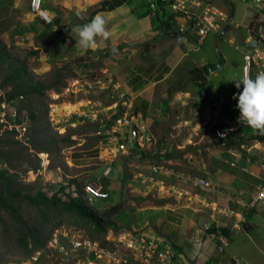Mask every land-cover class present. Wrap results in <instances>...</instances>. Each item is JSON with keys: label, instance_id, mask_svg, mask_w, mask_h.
I'll use <instances>...</instances> for the list:
<instances>
[{"label": "rangeland", "instance_id": "1", "mask_svg": "<svg viewBox=\"0 0 264 264\" xmlns=\"http://www.w3.org/2000/svg\"><path fill=\"white\" fill-rule=\"evenodd\" d=\"M28 1L29 0H0V46H6L7 53L11 59L24 61L28 69L29 77L33 82H40L45 86H49L52 84L55 77H58L60 87L54 90H45L41 97H34L30 100H16L14 102L20 114L24 116L26 120V136H28L29 140L23 142V138L17 137L15 133L12 135L11 132H16L14 128L11 129L9 126H4L0 122V137L5 141L14 140L20 143L19 145L10 146L0 145V152L7 153L8 157L5 159V163L0 162V172L5 171L8 174H16V187L21 189L23 193L33 195L38 189L47 188L46 182L48 178L44 172L38 173L37 170L39 169V162L42 159L40 155L43 153L48 154L50 169L59 167L67 176L78 175L77 180L81 185L86 181H90L91 177L93 179L100 177V183L109 190L110 196L106 200L94 201L89 205L93 210L102 213L114 204H121L122 206L117 213L110 217V221L120 229L119 232H114L112 229H108L104 235L94 231L91 232L93 229L92 225L88 224L84 219L70 213H59L57 216L60 224L54 230L55 232L53 231L54 233H56V231H58V233L63 231H67V233L81 231L80 233L83 235L97 240L101 244L105 243L106 238H108L109 241L113 240V238L117 239L118 234L125 235V233L131 232V229L134 228L136 229L135 231H142V229L139 230L140 227L147 230L146 232L152 230V234L147 233V235L154 236L157 234L154 225L157 219L154 214L155 211L158 210L157 207L166 206L173 208L178 205L189 207V204H192V200L188 201L185 197L183 199L176 198L178 197L177 193L167 191H164V193L162 191L158 192L156 186L157 182H163L168 186L174 185L176 190L182 193L183 191L198 193L211 202H216L218 200L227 201V199H230V196L227 194L228 192L225 190L227 181L224 180L225 176H221V174L226 173H220V177L216 174V169H225L222 166L226 165L225 163L228 162L230 167L231 164H233L231 168L234 172H227L236 175L237 178L238 176H246V179L252 181L253 185L256 187L262 183L261 178L256 179L255 177H250L248 174H244L245 172H243L242 169L238 168L242 155L237 148L241 149V146L232 147V151L237 150L234 152V155L232 152L226 150L228 149L226 146L220 144V141L214 138L211 129L208 127L199 130L197 135L195 134L193 130L194 125L197 123L195 112L201 109L200 107H196V100L197 98L199 100L198 102H202V100L198 97L200 89L196 84L189 83L187 77L173 87V89L175 88L178 91L174 92V94L168 98L167 105H165V112H167V114L165 118H163V121L158 122V125L151 126L149 130L147 129L150 135L154 137L153 141H155L152 147L141 150L149 155L147 160H138L140 152L128 150L125 156H118L110 162L106 160L105 165L103 164L100 168L95 170V172L93 170L94 174H91V176L86 172L89 169L92 170V168L82 169L80 171L70 168L65 161V156L67 155L66 149L69 150L71 148L72 150H80L84 147H93L96 143L94 141L95 132L89 128L98 125V123H90L85 119L81 124L77 125L73 123L75 120L59 116L63 114V110L61 109H66L69 112L78 107V105L61 107L63 102H68V96H63L64 87L69 80L82 77L84 72L91 75V73L98 72L101 67H109L110 65H108L107 60L103 62V66L95 64L96 61L99 62L100 59H102V52L98 53V59L94 64L88 55L82 54L78 57H73L71 53H56V50H61L59 47L55 48V41H58L59 37H55L54 33L50 31L49 33H45L43 31L44 29H39L33 34V38L28 36V31L22 33V29H27L28 26L32 24L26 21L27 18H25L27 17L26 13H30L27 8ZM138 1L141 3L142 7L139 12L144 15L141 17L143 23H140V25L147 27L146 24L149 22L146 16L147 10H150V2L154 0ZM183 1L192 13L200 14L205 8H209L210 10L217 9L227 15L224 22H220L219 18L216 17L217 23L220 24L219 31L211 30L201 44L197 42V37H189L186 40H181L189 58L196 63L192 67H197L199 65L206 66L209 63L215 62L218 59V55L221 54L226 61L225 68L220 72H216L214 76L206 72V76H209L212 83L215 85H220L227 75H232V78L236 75L234 77L236 79L234 80H239L238 77H240L242 73V67L240 66L243 64L244 55L251 52V47L245 44V39L248 36L252 38L256 36L257 25L264 22V12L257 15L255 4L248 0ZM194 4H199V6H194ZM170 8L169 5L165 6L163 10L166 15L165 17L172 15V9ZM138 15L140 14L135 13L136 17ZM132 25H135L134 21ZM224 30L226 31L221 35ZM262 33L264 34V27H262ZM100 63L102 64L101 61ZM189 63H191V61ZM89 64L91 67L87 66ZM4 69L5 67L0 68V96H4L8 91V88L2 87ZM58 70L62 71L58 73ZM242 77L244 78L243 74ZM185 91L190 93L189 97L182 94ZM52 93H57L59 96H62L56 100L60 107L56 108L51 116L48 112V104L53 101L51 96ZM80 94L83 95L82 93ZM81 95L79 97H82ZM71 102L74 101L71 100ZM31 111L38 112V125L27 119ZM5 113L8 114L9 111ZM51 117H54L53 121H51ZM183 121L189 123L184 126ZM240 125L242 126V124ZM139 126L141 127V124ZM57 127H59L58 130H56ZM249 132L250 129H248V133ZM69 135L74 136L75 139L72 140L76 141L78 144L65 147L64 144L59 143L58 152L56 150L48 151V153L39 152L48 138L58 141L61 137ZM81 142L84 143L82 146L80 145ZM162 149L177 152L176 158L165 160L162 157L165 161H160V158H157L156 155L165 156L163 153H158ZM178 152H181L180 156ZM253 156V154H250L249 157ZM246 157L249 158L247 155ZM194 160H199L198 165H200V168L203 169V167H205L204 170L208 171L209 174L192 172L188 167L189 163ZM158 164L167 165L169 170H172L174 173H183L185 177L190 175L195 176L194 179H198L199 177L209 179L214 187V191H204L196 188L195 185L191 183L177 181L171 174L165 175L154 172L153 168ZM108 166L112 171L111 174L102 176L104 170ZM229 166H227V168L231 169ZM236 169L239 170L237 171ZM82 172L83 174H81ZM31 173H34V180L31 176L29 177ZM48 189H50V187ZM194 204H196L194 208L199 207L206 215L205 217L208 218L209 213L213 214L214 218L212 221L215 225H225L231 217H226L221 212L218 213V210L213 212L212 210L204 209L199 203ZM236 208L239 209L238 206H236ZM259 210L260 209L257 208L255 212L258 213ZM20 212L28 225L40 223V211L34 206L22 201L20 203ZM255 212L253 211L254 214L248 217V222H252L256 225L257 228L252 231V235L256 238L258 236H263L264 224ZM147 220H149L147 222L149 224L146 223ZM217 222H219V224H217ZM213 223L211 226L214 225ZM209 226V224H205L203 226L204 231H206ZM18 231L19 225L16 224L5 211L0 210V264H14L19 261H24L35 253H26L18 245L16 240ZM158 235L159 234L154 237L160 238ZM238 235H236L235 239H232L231 243L226 246L224 250L229 251L231 248L233 249L236 247L238 249L241 247L237 245L235 240L245 237L244 234ZM214 243V245H216V241ZM168 246L171 245L168 244ZM209 247L212 246L209 245ZM41 252L40 264L62 263L61 261L63 259L55 253L56 250L45 246ZM243 254L249 256L247 251H244ZM253 258L256 257L254 256ZM66 264L68 263L66 262ZM172 264H176V262Z\"/></svg>", "mask_w": 264, "mask_h": 264}, {"label": "crops", "instance_id": "2", "mask_svg": "<svg viewBox=\"0 0 264 264\" xmlns=\"http://www.w3.org/2000/svg\"><path fill=\"white\" fill-rule=\"evenodd\" d=\"M42 9L52 18V23L46 24L39 17H35L31 13H26V21L32 24L28 26L27 29H22V33L28 31V36L33 38V34L39 29H44L43 31L45 33H49L50 31L54 33L55 37H59L58 41H55V48L59 47L61 50L55 49L56 53H71L73 57H78L82 54L88 55L93 64L98 59V53L102 52L103 57L100 59L102 64L100 61H96L95 64L103 66V62L107 60L110 66L101 67L99 71H108L119 84L121 92L130 96L133 107L132 110L136 114L137 121H141L148 130L151 126L158 125V122L163 121V118H165L167 114V112H165L167 100L174 92L178 91L175 88L173 89V87L186 77L189 83H194L191 81V74L189 71L196 63L189 58L181 40L164 36L159 27V20H156V17H153L149 10H147L146 15L149 20L146 24L147 27L140 25V23H143L141 17L144 15L139 12L142 7L138 0H42ZM100 13L104 14L107 26L111 31L110 39L107 41H100L97 48L94 50L83 51L78 49L75 46L77 36L71 32V29L75 25H82L90 22ZM135 13H139L140 15L136 17ZM133 21L135 25H132ZM189 37L195 36L189 33L183 37V40ZM122 44L133 46L122 47ZM190 61L191 63H189ZM88 66L91 67L90 64ZM243 66V64L240 66L242 67V73L240 77H238L239 80L243 79L242 74L244 76ZM197 67L202 68L203 65ZM215 73H211L210 75L214 76ZM256 75L257 71L252 67L248 76L254 79ZM235 76L232 78V75H227L220 85H215L212 83L211 78L205 75V82L203 84H194L200 89L198 97L202 100V102H198L199 100L197 98L196 107H200L201 109L206 107H222V114L224 116L223 123L225 125L232 124L237 126L238 132H236L237 135H235L233 141L239 142L240 145L238 147H240L252 142L253 138L252 140L249 139L255 135L252 129L246 125L241 126L240 124L232 123V115L239 112L236 107L238 101L234 100L233 96L242 91V86L240 89L235 87ZM169 92H171V94H169ZM182 94L188 97L190 95V93L186 91ZM81 122L82 121L78 120L75 124L79 125ZM248 129H250L249 133ZM95 133L94 141L96 143L93 147H84L80 150H72L71 148L69 150L66 149L67 155L65 156V161L70 168L79 171L92 168V170L89 169L86 172L90 176L94 174L93 170L95 172V170L100 168L103 164L105 165L106 161L100 159L102 153L97 146L101 137L96 136ZM83 144L84 143L81 142L80 145L82 146ZM232 147L237 146L227 147L228 149L226 150L232 153L236 152L235 150L232 151ZM241 155L242 159L238 164V168L242 169V171L243 168H246L247 172L244 174L258 179L261 176V170L253 162V158H247L246 152H241ZM160 161L165 160L161 159ZM107 162L110 161L107 160ZM198 162L199 160L190 162L188 168L195 173L209 174L208 171L204 170L205 167H203V169L200 168ZM225 164L226 165L222 166L225 169L217 168L216 174L220 176V173H226L221 174V176H225L224 180L227 181L225 187V190L228 192L227 194L230 197L244 198L243 200L250 199L256 186L253 185L252 181L249 179L247 180L246 176H238L237 178L236 175L229 173L234 172L231 168L233 164H231V167L229 166V162ZM227 166L231 169L227 168ZM111 172L112 171H110V174ZM81 174H83V172ZM69 177L71 178L70 180H74L75 182L77 181L78 175ZM191 177L193 179L195 178V176ZM91 179L93 178L91 177ZM198 179L205 178L199 177ZM205 180L211 182L209 179ZM103 189L110 196L109 190H107L106 187L104 188V185ZM216 202L217 204L220 203L221 205H218L227 210L236 212L241 210L240 208H236L233 203L231 204L225 200H218ZM189 205V207L178 205L173 208L160 206L157 207L158 210L154 213L157 217L154 224L156 233L159 234L158 237L162 240L163 246L168 244L171 245V247L177 251V257L183 261V264H236L235 262H237V264H264V233L263 236L255 238V236L252 235V231L257 227L252 222H248V217H251L252 214H254L253 212L245 217L242 230L237 231L232 230L235 222L232 216L227 224L225 223V225L218 226L212 221L214 218L213 214L209 213V217L207 218L199 207L194 208L196 204L192 202V204L190 203ZM113 206H115V204L112 205V207ZM259 209L258 213L254 212L258 214V217L261 218L264 224V206ZM148 221L149 220H147L146 223ZM212 223L214 224L213 226H211ZM205 224H209V228L214 227L216 230L221 228L229 229L231 235L226 237L221 233H209L207 229L204 231L203 226ZM217 224H219V222H217ZM140 229L144 232L147 231L141 227L139 230ZM131 230V232H133L136 229L134 228ZM119 231L120 229L118 232ZM146 233L152 234V230H148ZM157 234L154 236H157ZM238 234H244L245 237L235 240L237 245L241 247L238 246L240 247L238 249L234 247L235 249L231 248L229 251L224 250ZM220 237H225L228 242L226 244H221ZM215 241L216 245H214ZM209 245L212 247H209ZM220 246H222L221 251L219 250ZM244 251H247L249 256L243 254ZM254 256L256 258H253Z\"/></svg>", "mask_w": 264, "mask_h": 264}, {"label": "built area", "instance_id": "3", "mask_svg": "<svg viewBox=\"0 0 264 264\" xmlns=\"http://www.w3.org/2000/svg\"><path fill=\"white\" fill-rule=\"evenodd\" d=\"M248 1L255 4L257 15L264 12V0ZM166 5L171 7L172 15L176 21L173 27L174 31L179 34H194L198 38L197 42L199 44L203 42L211 30L219 31L220 24L217 23L216 17L219 18L220 22H224L227 18L226 14L217 9L210 10L209 8H205L200 14L197 13L198 15L192 13L183 0H154L150 2L149 11L153 17H156V14L163 15L162 13ZM195 5L199 6V4ZM27 8L32 15L39 17L46 24L52 23V18L42 9V2L35 3L34 0H29ZM191 19L193 20V24L189 25L188 23ZM259 24L256 36L254 38L248 36L245 39V44L250 45L251 52L245 54L243 58L244 77L248 76L252 67L256 69L257 74L264 72V34L262 33L264 22ZM64 89L63 96H68V102H63L64 106L61 105V107L79 105L76 109H72L69 112L66 109H61L63 110V114L59 116L75 120L74 124L78 120L83 121L86 119V121L90 123L96 122L102 127L110 122L109 129L99 130L95 133L96 136L101 137L97 146L102 153L101 160L111 161L118 156H125L128 150H144L155 144V141H153L154 137L150 135L146 126L141 121H137L136 114L132 110L130 96L121 92L119 84L106 70L91 73V75L84 72L82 77L69 80ZM80 95L82 97H79ZM51 96L53 101L48 104V112L52 116L56 108L60 107L56 100L62 95L59 96L57 93H52ZM71 100L74 102H71ZM14 102L2 101L0 103V122L4 126L7 125L11 129L14 128L18 133L13 132L17 137L23 138L24 140L22 139V141L24 142L29 139L26 136V120L20 114ZM6 111H9V113L6 114ZM222 113L223 109L220 106L215 108L206 107L200 111H196L197 123L193 129L195 134L197 135L199 130L208 127L211 129L214 138L220 141L219 143L222 145L233 141L237 132V126L232 124L225 125ZM239 115V112L232 115V123L241 124L238 120ZM53 120L54 117H51V121ZM183 122L184 126L189 123ZM140 124L141 127L139 126ZM58 129L59 127L56 128V130ZM71 139H75V137L71 136ZM241 150L242 152H246L248 157L250 154L254 155L252 157L253 162L261 170L259 178L262 179V183L255 188L254 193H252L248 200H242L241 197H229L230 199H227L228 202L233 203L241 209L239 212L222 208L217 202H211L198 193L188 191H183L182 193L176 190L174 185L168 186L163 182H157L158 192L177 193L178 197L176 198L183 199L185 197L188 201L192 200L194 203H199L204 209H209L213 212L218 210V213L221 212L225 216H232L235 219L232 230H242L245 217L257 208L264 206V142L253 140L241 146ZM167 152L165 149H162L158 153L166 154ZM40 156H42V159L39 162L37 172H44L48 178L46 182L47 188L42 189L48 198L56 196L60 201L68 202L70 199L77 198L79 191H82L83 198L88 205H91L94 201L108 199L109 195L104 191L103 185L100 183V177L86 181L83 185L78 180L70 183L71 178L61 168H49L50 161L48 154L43 153ZM168 170L167 165L160 164L155 165L153 168L154 172L173 175V178L177 181L191 183L196 188L204 191H214L212 183L205 179H193L189 175L185 177L183 173H174L172 170ZM110 171L111 169L108 166L102 176H108ZM243 171L247 172V169L243 168ZM30 176L34 180V173H31ZM49 187L50 189H48ZM54 232L46 247L56 250L55 253L63 259L60 264H66V262L68 264H172L176 261V255L171 246H163L160 238L148 236L144 231L128 232L125 235L118 234L117 239L113 238V240L109 241L106 238L104 244L83 235L80 233L81 231L73 233H67V231L61 233H58V231ZM220 243L226 244L227 239L220 237ZM219 250H222V246L219 247ZM41 256L42 252L38 251L30 258L14 264H40ZM176 262H178L177 264L183 263L182 260ZM235 263L237 264V262Z\"/></svg>", "mask_w": 264, "mask_h": 264}, {"label": "trees", "instance_id": "4", "mask_svg": "<svg viewBox=\"0 0 264 264\" xmlns=\"http://www.w3.org/2000/svg\"><path fill=\"white\" fill-rule=\"evenodd\" d=\"M162 14L163 15L156 14V20H159V27L161 28L164 36L179 38L187 35L179 34L178 32L174 31L173 27L176 24V21L173 15L165 17L166 15L164 12ZM188 24L192 25L193 20L191 19ZM2 66L5 67L3 71L4 77L2 87L8 88V91L4 96H0V103L2 101L10 102L16 100H30L34 97H41L45 90H54L60 87L58 77H55L52 84L49 86H45L40 82H33L29 77L28 69L24 61L11 59L7 53L6 46H0V68H3ZM61 71L62 70H58L57 72L60 73ZM206 72V66H203L202 68L193 67L189 71L191 74V81L194 83L203 84L205 82ZM169 94H171V92H169ZM37 113V111H31L28 114L27 119L38 125ZM109 128L110 122L108 124L106 123L102 127L100 125H96L90 127L89 129L97 132L99 130H106ZM11 133L12 135L14 134V132ZM252 138L253 140L264 142V136L255 135L251 137V139ZM59 143L64 144L65 147H71L77 144L76 141L71 139V135L61 137V139L58 141L48 138L45 142V145L40 148L39 152L48 153V151L51 150H56L58 152ZM19 144V141H5L2 137H0V145L10 146ZM234 145L238 147L240 143L231 141L224 146L231 147ZM131 151L140 152V157L138 158L140 161L147 160L149 158V155L141 150L133 149ZM176 155L177 152L168 151L165 156H156L157 158H160V160L162 157L165 160H170L176 158ZM178 155L180 156L181 152H178ZM6 158H8L7 153L0 152V162L5 163ZM16 179L17 175L14 173L8 174L5 171L0 172V210L5 211L12 218V220L19 225V231L16 240L24 252L33 253L41 251L45 248L47 242L51 239L53 231L60 224L57 216L59 213H70L84 219L88 224L92 225L93 229L91 232L94 231L101 235H104L108 229L118 232L119 228L110 221V217L121 209V204H117L108 208L104 212L99 213L89 207L86 200L83 198L82 191H79L77 198L70 199L68 202H62L56 198V196L48 198L42 189H38L33 195L23 193L21 189L16 187ZM72 182L74 183V180H70V183ZM22 201L34 206L40 211L41 220L39 224L28 225L25 222L24 217L20 212V203ZM207 230L209 233H221L226 237L231 235L230 230L226 228L216 230L214 227H212L208 228Z\"/></svg>", "mask_w": 264, "mask_h": 264}, {"label": "clouds", "instance_id": "5", "mask_svg": "<svg viewBox=\"0 0 264 264\" xmlns=\"http://www.w3.org/2000/svg\"><path fill=\"white\" fill-rule=\"evenodd\" d=\"M34 2L41 3L42 0H34ZM71 32L77 36L75 46L83 51L94 50L100 41H107L111 37V31L103 13L97 14L88 23L75 25ZM178 40H183V37H179ZM234 83L237 89L242 86V91L233 96V99L238 101L236 107L240 114L239 122L251 128L254 135L264 136V72L258 73L254 79L246 76ZM237 150L242 152L238 148ZM172 249L175 252L176 261L181 260L177 257V251Z\"/></svg>", "mask_w": 264, "mask_h": 264}, {"label": "water", "instance_id": "6", "mask_svg": "<svg viewBox=\"0 0 264 264\" xmlns=\"http://www.w3.org/2000/svg\"><path fill=\"white\" fill-rule=\"evenodd\" d=\"M259 26H260V24L257 25L256 32H258ZM224 32L225 31H223L221 33V35H223ZM129 46H133V45L122 44V47H129ZM225 63H226V61H225L224 57L221 54H219L217 61L209 63L206 65L207 72L210 74L215 73V72H220L224 68Z\"/></svg>", "mask_w": 264, "mask_h": 264}]
</instances>
